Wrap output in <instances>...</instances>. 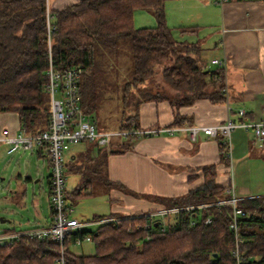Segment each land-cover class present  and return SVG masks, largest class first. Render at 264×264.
<instances>
[{
    "label": "trees",
    "instance_id": "1",
    "mask_svg": "<svg viewBox=\"0 0 264 264\" xmlns=\"http://www.w3.org/2000/svg\"><path fill=\"white\" fill-rule=\"evenodd\" d=\"M166 1L78 0L49 14L55 28L51 35L52 65L59 75L70 67L81 68L78 93L87 118L96 110L97 84L106 79L101 68L104 61L100 66L98 59L116 52L121 41H127L132 60V78L127 85L140 90L143 96L138 103L165 99L179 107L202 98L212 103L225 101L222 69L209 70L196 43L174 38L166 22ZM140 9L153 13V27H134V12ZM46 20V0H0V112H16L20 131L29 135L50 126ZM136 121V113L128 116L119 130L139 129ZM134 138L115 146L110 142L108 148L85 142L97 149L98 157H89L83 167L77 168L81 182L70 194L79 196L94 180L103 181L109 188L126 190L109 180L107 158L123 152ZM219 147L224 160L227 150L221 142ZM212 170L204 168L202 186L181 196L138 194L165 210H178L166 214L160 225L154 226L158 218L143 215L94 216V220L105 222L94 232L80 231L67 237L65 264H236L230 254L234 247V234L229 228L231 207L185 210L228 199L215 186ZM67 198L70 199L66 194ZM236 206L245 213L238 221L242 240L239 264H264V196L236 200ZM207 219L210 222L205 224ZM83 236L93 243L92 254L70 250L74 238ZM58 256V246L49 241L21 236L9 245L0 244V264H57Z\"/></svg>",
    "mask_w": 264,
    "mask_h": 264
},
{
    "label": "crops",
    "instance_id": "2",
    "mask_svg": "<svg viewBox=\"0 0 264 264\" xmlns=\"http://www.w3.org/2000/svg\"><path fill=\"white\" fill-rule=\"evenodd\" d=\"M77 1L46 0V9L51 14ZM164 10L172 32L197 38L190 43L201 48V59L209 70L219 68L211 64V60L224 62L221 69L225 101L212 103L202 98L179 107L165 99L138 103L133 114H137L139 130L156 128L162 131L136 137L123 152L108 155L109 180L135 194L170 198L201 187L205 180L203 169L212 167L215 186L228 198L232 195L236 200L264 196V138L259 145L250 128H235L228 156L222 160L219 138L199 133L192 140L186 130H181L194 125L222 124L228 118L236 123L264 120L261 111L264 102V0L222 3L219 0H168ZM137 11L133 24L139 15ZM50 21H53L51 15ZM239 110L244 111L243 116H238ZM5 129L11 133L20 131L16 112H0V138ZM168 129L172 131H166ZM79 144L82 149H69L66 154V173L78 177L74 190L81 182L77 168L83 167L89 157L91 160L98 157L95 147L85 142ZM118 144L121 143L113 142V146ZM6 149L0 142V202L4 203L0 209V223L7 224L0 226V234L11 235L47 226L50 222V171L45 152L37 149L8 155ZM72 192L66 186L71 202L77 198L70 194ZM83 192L94 194L88 189ZM113 192H117L116 189ZM127 193L117 192V198H112L123 206H115L111 214L134 216L162 208L149 198ZM13 203L22 209L13 208Z\"/></svg>",
    "mask_w": 264,
    "mask_h": 264
},
{
    "label": "built area",
    "instance_id": "3",
    "mask_svg": "<svg viewBox=\"0 0 264 264\" xmlns=\"http://www.w3.org/2000/svg\"><path fill=\"white\" fill-rule=\"evenodd\" d=\"M228 0H219V3ZM55 28L50 22L47 12L46 20V44L48 52V70L47 74V91L50 103V126L47 130L38 134H25L22 131L11 133L5 129L1 133L0 142L7 147L6 153L9 155L17 151H29L40 149L45 152L49 163V207L50 222L47 226L32 230L20 231L11 235L0 234V244L9 245L13 240L23 236L27 239H35L38 241H49L59 248V256L57 264H65V241L67 237L80 232L90 223L79 222L70 214L71 208L66 199V154L71 146L82 143L92 142L100 147H109L112 137H141L150 136L160 133L162 130L156 128L150 129H131L118 130L116 132L103 131L97 128L96 122L88 120L80 107V95L78 93V82L82 70L80 67H70L62 75H59L52 65L51 61V35ZM211 64L219 68L224 67V62L214 59ZM264 114V102L261 107ZM244 111L239 110L238 116H243ZM237 127L250 128L253 132L255 141L261 145L264 138V120H258L252 123H236L231 119H226L224 123L212 126H189L182 128L186 130L190 139L195 140L197 134L202 133L209 138H219L220 142L225 146L229 153V141L233 130ZM171 132V129L166 130ZM231 207V222L229 228L234 234V247L230 254L236 264L240 263V247L242 240L238 235V221L245 215L244 211L236 206V199L230 197L224 200H217L212 203L187 207L185 210H199L209 206ZM177 209L149 211L137 216H146L159 218L162 222L164 216L168 213H175ZM102 223L105 221H98ZM207 219L204 223H209ZM83 241H90L88 236L75 237L73 246L81 245Z\"/></svg>",
    "mask_w": 264,
    "mask_h": 264
},
{
    "label": "rangeland",
    "instance_id": "4",
    "mask_svg": "<svg viewBox=\"0 0 264 264\" xmlns=\"http://www.w3.org/2000/svg\"><path fill=\"white\" fill-rule=\"evenodd\" d=\"M137 12V14L139 15H136L137 17L134 27H153L155 25V19L151 11L140 9ZM173 35L174 38L180 42L184 40L189 42L196 41L195 39H197L196 37H190V35H181L180 33L176 32H173ZM104 57L105 58L103 59V57L101 56L98 61L100 63V66H102V60L104 61L103 67L101 68H103L106 79L104 82H102V79H100L97 84V106L90 119L91 121L93 120L96 122V126L98 129H101L103 131L116 132L121 128L123 123H126L127 117L134 113L138 101L142 100L143 96L141 93H139L140 90L134 88L132 85H127L131 82L132 78V60L127 41H121L116 52L112 54L108 53ZM100 76L102 77V72L100 73ZM117 141L119 143L126 144V138L112 137V144L113 142ZM82 147L83 146L79 144L70 147V149L79 150L82 149ZM77 181L78 177L75 174H67L66 186L69 191L74 190L77 185ZM93 182L94 184L88 189V191L92 190L94 192L93 195L85 194L84 192H82L79 196H77L74 204H71L70 199L67 198L68 204H71L70 208L72 210V217L77 219L79 222H90L87 227H84L81 231L94 232L99 225L97 224V222H95L96 220H94V216H107L114 210L115 206H123V204L120 203L119 200H116V202L112 200L113 197L117 198V192L123 194L127 192L130 193L129 190L126 191L127 189L122 190L121 192L117 188H109L103 183V181L102 183H99V180H94ZM112 189H116L117 192H113ZM3 204V202H0V209L1 207H4ZM13 206V208L15 209H22L21 206H16L14 203ZM0 226L5 227L7 226V224L0 223ZM70 250L75 254L88 255L94 252V245L90 241H83L81 245H72L70 247Z\"/></svg>",
    "mask_w": 264,
    "mask_h": 264
},
{
    "label": "water",
    "instance_id": "5",
    "mask_svg": "<svg viewBox=\"0 0 264 264\" xmlns=\"http://www.w3.org/2000/svg\"><path fill=\"white\" fill-rule=\"evenodd\" d=\"M161 224V222L160 221H156L155 223H154V226H157V225H160ZM214 257H216V255L214 254Z\"/></svg>",
    "mask_w": 264,
    "mask_h": 264
}]
</instances>
